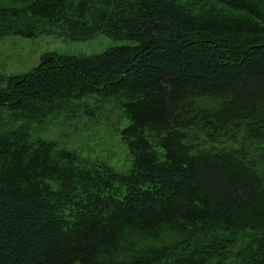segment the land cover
I'll return each instance as SVG.
<instances>
[{"label": "trees", "instance_id": "1", "mask_svg": "<svg viewBox=\"0 0 264 264\" xmlns=\"http://www.w3.org/2000/svg\"><path fill=\"white\" fill-rule=\"evenodd\" d=\"M23 1L0 5V37L125 43L46 52L0 105L115 96L132 164H88L0 114V264H264V0Z\"/></svg>", "mask_w": 264, "mask_h": 264}, {"label": "rangeland", "instance_id": "2", "mask_svg": "<svg viewBox=\"0 0 264 264\" xmlns=\"http://www.w3.org/2000/svg\"><path fill=\"white\" fill-rule=\"evenodd\" d=\"M13 4L21 5L23 0H12ZM5 6L9 0H0ZM97 2L92 0L91 9H98ZM237 13V12H234ZM90 14V13H89ZM88 14V15H89ZM46 32L37 33L32 37L9 35L0 37V83L9 76L27 73L40 62L46 52L60 55H90L100 53L107 48L125 41L115 40L99 33L89 38L58 36L50 25H41ZM120 100L114 97L87 95L72 103H61L56 112L42 113L27 118L23 106L15 110L14 105H0V114L4 117L7 127H16L25 118L28 129L33 137L38 135L56 141L74 151L80 160L91 165L106 164L117 172L127 173L131 168L132 157L121 138L120 131L127 119L119 107ZM54 111V110H53ZM23 114L20 115V114ZM25 116V117H24Z\"/></svg>", "mask_w": 264, "mask_h": 264}]
</instances>
